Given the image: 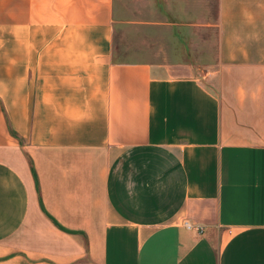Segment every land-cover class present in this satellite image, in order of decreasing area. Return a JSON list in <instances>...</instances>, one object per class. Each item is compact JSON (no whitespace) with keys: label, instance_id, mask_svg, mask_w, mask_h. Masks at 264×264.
Masks as SVG:
<instances>
[{"label":"crops","instance_id":"crops-1","mask_svg":"<svg viewBox=\"0 0 264 264\" xmlns=\"http://www.w3.org/2000/svg\"><path fill=\"white\" fill-rule=\"evenodd\" d=\"M218 12L201 76L114 59V0H0V264H264V0Z\"/></svg>","mask_w":264,"mask_h":264},{"label":"rangeland","instance_id":"rangeland-1","mask_svg":"<svg viewBox=\"0 0 264 264\" xmlns=\"http://www.w3.org/2000/svg\"><path fill=\"white\" fill-rule=\"evenodd\" d=\"M218 53V0H114L117 61H185L203 76L216 69Z\"/></svg>","mask_w":264,"mask_h":264},{"label":"built area","instance_id":"built-area-1","mask_svg":"<svg viewBox=\"0 0 264 264\" xmlns=\"http://www.w3.org/2000/svg\"><path fill=\"white\" fill-rule=\"evenodd\" d=\"M185 226H186L187 228H192V226H191L190 224H188V223H185ZM198 229H200V228H198Z\"/></svg>","mask_w":264,"mask_h":264}]
</instances>
